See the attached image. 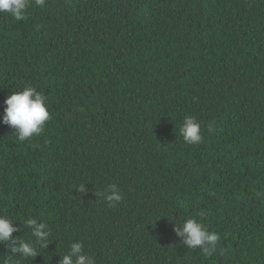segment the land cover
<instances>
[{
    "label": "trees",
    "instance_id": "16d2710c",
    "mask_svg": "<svg viewBox=\"0 0 264 264\" xmlns=\"http://www.w3.org/2000/svg\"><path fill=\"white\" fill-rule=\"evenodd\" d=\"M27 86L51 119L30 142L0 123V215L26 240L36 217L52 241L23 264H58L77 240L96 264H264V0H46L23 21L0 14V119ZM187 115L199 145L179 133ZM113 183L116 207L96 196ZM188 218L219 233L211 257L176 235L171 220ZM9 254L0 244V264Z\"/></svg>",
    "mask_w": 264,
    "mask_h": 264
},
{
    "label": "clouds",
    "instance_id": "9594fccd",
    "mask_svg": "<svg viewBox=\"0 0 264 264\" xmlns=\"http://www.w3.org/2000/svg\"><path fill=\"white\" fill-rule=\"evenodd\" d=\"M44 6L46 0H0V14H7L15 21L27 19V10L33 6ZM48 97L43 91L35 87L27 86L21 91L8 95L4 101V115L0 123L15 129L19 141H31L34 137L45 131L46 122L51 115L47 106ZM209 133L214 131L213 125L207 126ZM179 133L188 145H199L204 142L201 124L196 117L187 115L179 128ZM77 192L86 193L88 189L80 184ZM102 196L110 207H116L123 200V196L116 184H109L104 192L96 193ZM174 231L182 238V243L189 249L199 248L204 256L211 257L217 251L220 235L210 231L205 224L195 218L183 220L177 224L174 220ZM15 222L6 215H0V244H4L9 255H4L2 264H23L38 255L37 245L46 249L52 241V231L49 225L36 217L29 216L23 220V227L30 229L32 239H24L22 236H13L14 232L21 229L15 226ZM58 264H96L95 257L84 250L82 241L70 243L68 251L60 255Z\"/></svg>",
    "mask_w": 264,
    "mask_h": 264
}]
</instances>
